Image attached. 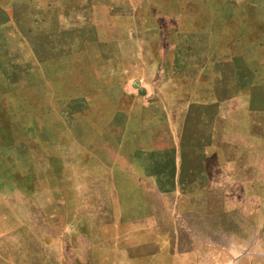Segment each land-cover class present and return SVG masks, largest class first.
Here are the masks:
<instances>
[{
  "label": "rangeland",
  "instance_id": "obj_1",
  "mask_svg": "<svg viewBox=\"0 0 264 264\" xmlns=\"http://www.w3.org/2000/svg\"><path fill=\"white\" fill-rule=\"evenodd\" d=\"M11 125L51 155L0 139V264L94 257L63 228L103 206L264 251V0H0Z\"/></svg>",
  "mask_w": 264,
  "mask_h": 264
},
{
  "label": "crops",
  "instance_id": "obj_2",
  "mask_svg": "<svg viewBox=\"0 0 264 264\" xmlns=\"http://www.w3.org/2000/svg\"><path fill=\"white\" fill-rule=\"evenodd\" d=\"M26 130L28 129L22 128L18 131L16 127L8 126L5 131L0 130V139L6 135L5 146L9 147L11 141H21L20 134L24 135ZM29 132H26L28 134L22 138V142L29 154L36 152L34 160L38 163L39 160L45 159L46 155L51 154L46 153L47 143L39 128L37 131ZM50 145L48 148H51ZM53 156L59 157L55 154ZM56 162L53 165L54 173L60 167L59 172L71 174L72 178L77 180L75 162L70 159L61 160V163H58L59 167ZM228 179L232 180V177L228 176ZM232 181L234 185L239 182L236 179ZM249 194L253 192L244 189L242 198H249ZM246 206L237 207V209L244 217L252 221L258 219L261 207L253 212L248 211ZM86 213L91 215L87 222L81 224L77 222L67 227L65 225L63 230L79 238L85 249L95 251V255L89 259L83 258L74 249L75 239L72 238L63 242V245L68 246L70 250L65 256L69 258L67 264H79V261L81 264H264L263 249L243 248L242 246H246L245 242L239 239L222 248L215 239H204L198 236L183 220L178 231L169 232L164 227H160L163 225L159 224L156 217L125 216V211L120 206H103L96 209L91 207L89 210L86 209ZM192 213L199 214L198 211H192ZM100 214H103V217ZM69 215H71L70 212ZM79 225H85L89 235L84 237L83 233L80 234ZM75 230L78 231L75 232ZM259 242L260 239H256L255 244ZM42 257V254L38 255L39 261L43 259Z\"/></svg>",
  "mask_w": 264,
  "mask_h": 264
}]
</instances>
